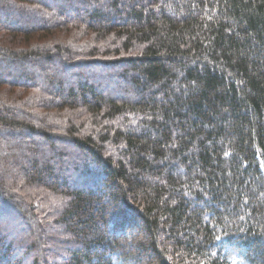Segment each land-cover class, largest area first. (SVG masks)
Masks as SVG:
<instances>
[{
    "label": "trees",
    "instance_id": "trees-1",
    "mask_svg": "<svg viewBox=\"0 0 264 264\" xmlns=\"http://www.w3.org/2000/svg\"><path fill=\"white\" fill-rule=\"evenodd\" d=\"M0 264H264V0H0Z\"/></svg>",
    "mask_w": 264,
    "mask_h": 264
}]
</instances>
